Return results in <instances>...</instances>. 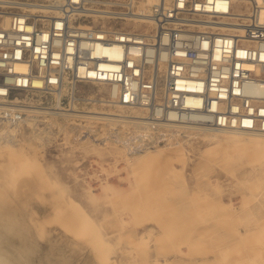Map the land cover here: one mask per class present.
<instances>
[{"label": "built area", "instance_id": "1", "mask_svg": "<svg viewBox=\"0 0 264 264\" xmlns=\"http://www.w3.org/2000/svg\"><path fill=\"white\" fill-rule=\"evenodd\" d=\"M147 2L0 0V126L22 122L36 93L105 84L146 110L148 142L182 127L264 134V23L251 0ZM152 64L166 67L159 97Z\"/></svg>", "mask_w": 264, "mask_h": 264}, {"label": "rangeland", "instance_id": "2", "mask_svg": "<svg viewBox=\"0 0 264 264\" xmlns=\"http://www.w3.org/2000/svg\"><path fill=\"white\" fill-rule=\"evenodd\" d=\"M62 89L58 93L66 90ZM71 92L70 88L67 89L59 105L56 92L36 93L27 101L31 108H48L55 112L54 115L34 118L26 113L19 124L0 126V142L11 139L10 145L17 148L23 145L29 153L36 154L34 158L41 164L43 174L51 181L58 176L64 179L71 193L69 196L77 197L92 222L94 233L82 219V214L74 210L75 221L79 223L75 222L78 225L75 227L80 232L74 228L76 239L69 246L56 240L66 231L67 220L63 217L67 225L61 229L50 226L47 230L55 232L50 235L46 230L40 237L43 238L37 239L40 245L35 249L39 251L38 263L46 258L42 264H126L128 261L130 264H264V147L248 146L242 150L211 148L203 138L196 137L190 144L183 136H173L174 132L163 130L167 141H161L160 145L167 147L165 150L145 155L136 152L138 157L130 177L137 186L136 193L125 199L112 195L102 197L100 185L108 175L110 179L112 176L113 185L129 192L128 182L122 180L120 184L118 181L119 177L127 176V171L122 170L119 175L114 168L116 160H120L117 163L120 169L125 167L116 153V146L132 133L131 119L105 115L102 117L119 120L100 122L71 115L77 110L75 105L79 106L78 112L93 108L97 112L121 116H131V112L128 108L120 110L115 102L110 103L113 100L109 99L108 90L102 85H78L76 98ZM91 93L96 94V101L84 104L83 98ZM7 129L13 130L12 133L7 135ZM188 133L193 136L198 131L190 130L184 135ZM151 141L142 142L152 147L155 142ZM88 187L100 196L96 201L90 199ZM145 192L148 194L143 196ZM147 199L161 200L163 206L132 209L134 204ZM96 233L100 236V244L91 240ZM70 234L69 237L74 238ZM99 248L103 253L96 254L95 250Z\"/></svg>", "mask_w": 264, "mask_h": 264}, {"label": "bare ground", "instance_id": "3", "mask_svg": "<svg viewBox=\"0 0 264 264\" xmlns=\"http://www.w3.org/2000/svg\"><path fill=\"white\" fill-rule=\"evenodd\" d=\"M157 1L158 0H148L147 4L153 5ZM244 5L245 4L237 3V8L239 7V9H242V7H245ZM252 6L257 8V14H256L257 19L261 23H264V0H251V2L246 4V9H247L246 12H249V10H251ZM151 66L152 67L150 69V74L154 73L158 77L159 86H158V90H157V96L159 97L161 91L163 90L162 78H163V73L166 70V67L163 64H152ZM102 86L107 88L109 95H111V96L113 95L114 92L112 89H110L105 84H102ZM63 89L64 90L66 89L63 93H58V92L55 93L57 101H58V105L60 104L63 95L65 94V92L69 88H67V86H64ZM96 91H98V90H96ZM39 93H42V92H39ZM88 96H87V98H83L85 100L84 104H89L90 102L96 101V99H95L96 94L95 93H91ZM104 97H106V96H104ZM101 99H102V97H101ZM101 102L102 101H100V104H101ZM106 102H108V101H106ZM109 102L110 103L115 102L116 103L115 106L119 107L120 110H122V111H125V109L128 108L129 111L131 112L130 113L131 116H121V115H117V114H113V113L97 112V111H95L96 108H93L94 110H87V111H83V112H78V111H80L78 109V107H79L78 105H75L77 110L75 111L74 115H71V116L76 117V118H80L81 120L87 119L88 121L89 120L90 121L91 120H100V122H101V120L110 121V122H114V121L119 120L117 118H109L110 116H114V117L116 116V117H123V118H130L131 119V120H129V122L134 127V128H132L133 129L132 133L128 135L129 138L127 140L126 139L121 140V144H119V146H116V148H117L116 153L118 156L121 157V160L124 162L125 167L123 169H120L119 166H117V163H119L120 160H116V164H115V168H114L115 172H117L119 175H121L122 170L127 171V176L124 178L119 177L118 181L120 184H121L122 180L127 181L128 182V185H127L128 188L127 189H129L128 190L129 192L125 193L123 189L119 188V186L113 185L110 181V180H112V176L110 179V178H108L109 175L107 176V179H105V181L103 183H101V185H100L102 197L107 198V197H111V195H112V196H118L121 199H125L126 197L129 198L131 195L133 196L134 192L136 193V190H137L136 189L137 186L130 179L132 172H133V169H134L135 159L138 157V155H136V152L140 153L142 155L152 153V152H157V153L162 152V150H165L167 147H161L160 143H161V141H167V139H165V138L163 139V136H167V135H161L160 134L157 138L154 139L155 144L152 147H148L147 144H143V142H142V141H145L147 137L149 138L148 132L150 131L148 128V125H147L148 122L146 121V117H145V114H146L145 111L146 110L143 108V106H139V108H138L137 106H135V107L128 106L121 101H113V102L109 101ZM97 107H99V106H97ZM23 111L25 112V114L26 113L32 114V117H34V118L40 117L41 115H51V114L54 115L55 114V112L50 111L48 108H42V107L41 108L40 107L31 108L30 107L29 109L24 108ZM59 114H61L63 116L65 115V113H59ZM93 114L95 116H93ZM105 115L109 116V117H102ZM45 118H46V116H45ZM66 120H68V119H66ZM71 121H74V119H72ZM120 121H122V120H120ZM26 122H28V121H26ZM112 127H113V125H112ZM78 130H80V129H78ZM190 130H195V132L198 131V133L193 135V136L190 133L184 135L185 133H187ZM12 131L13 130L7 129V135L12 133ZM169 131L175 133V134H173V136H183L186 139V141H188L190 144H193L192 140L195 139L196 137L203 138L204 140H206L208 142V145L211 148L212 147L213 148H222V149L234 148V149L242 150V149L247 148L248 146H258V147L262 146V147H264V134H246V133H242V132H223V131L210 130V129H206V128H202V127H195V128L182 127L180 129H174V130L170 129ZM128 132H126V133H128ZM70 133H71V131H70ZM3 140H4L3 142H0V264H42V262H44L46 260V258H45V260L41 259L40 260L41 262L38 263L39 257L37 256V253L39 251H36L35 249L40 248V245L38 244L39 242H37V239H38V237L40 238L42 236V234H44V232L50 226L54 225L55 229H59V228L61 229L64 226V224H66L68 222L67 223L68 226L64 227V229L66 228V231H64L62 234H59V236H58V238H56V240L58 242L60 241L62 243H65L69 246L70 244H73L72 241L74 239H76L74 234H76L78 231V229L76 228L78 225H75V224L76 223L79 224L78 221L77 222L75 221L74 210H76L78 213L82 214V217H83L82 219L85 221V223H87L91 226L92 222H91L89 215L84 210L85 207L83 208V206L80 203H78V201L76 199L77 197L74 198V196H72V195L69 196V194H71V193H69L67 185H65V183H64V179H62L61 177L58 176V178H56V179L54 178L52 180L53 181L52 182L50 177H48L46 174H43V168H42L41 164L36 162V160H35L36 158H34V156H36V154L32 155L31 152L29 153L28 152L29 149L27 150L23 145L18 146V148L14 147L13 145H10L9 141L11 139L10 140L3 139ZM112 140H114V139H112ZM117 141L115 143H117ZM99 142H100V140H99ZM99 142L97 141V143H99ZM104 142H103V144H104ZM107 142H108V140H107ZM31 144H33V143H31ZM48 145H49V143H48ZM35 148H36V146H35ZM25 149L27 150V153H26ZM48 149H46V150H48ZM33 151H35V150L32 149V152ZM35 152H37V151H35ZM30 155H32V157H30ZM50 155H52V154H50ZM188 155L189 154H187V156ZM64 158H66V157H64ZM200 163H201V161H200ZM173 166H174V164H173ZM86 169L87 168H85V170ZM31 170H33L34 173H32ZM227 170H229V169H227ZM93 176L94 177L96 176L97 178H99V176L96 174H94ZM224 176L225 175H223V177ZM101 181H103V180H101ZM72 182H75V181H72ZM71 185H73V184H71ZM86 190L89 193L91 200L96 201V199H98L100 197L99 195H96L92 191L91 188L88 187ZM147 194L148 193L145 192L143 194V196H146ZM260 199H261V197H260ZM79 200H80V198H79ZM82 202H83V200H82ZM84 202H85V200H84ZM261 204H262V202H261ZM105 205H106V203H105ZM162 206H163V203L161 200L159 202L158 199H156V200H148L147 199V200H143L142 202H138V203L134 204L132 206V209H135L138 207H140V208L153 207L155 209V208H160ZM126 207H128V206H126ZM90 208H92V207H90ZM63 217L67 220V221L65 220L66 223H65ZM94 219L95 220L97 219L96 215H95ZM85 223H83V224H85ZM74 228L77 229L76 232H74ZM90 229L94 233L92 226L90 227ZM53 232H55V230ZM53 232H51V233H53ZM69 232L73 233V234H70ZM78 232H80V230ZM51 233H50V235H51ZM69 234L73 235L74 238L69 237ZM53 235H55V234H53ZM80 237L82 238V236H80ZM42 238H40V240ZM91 240L93 241V243H97V244L101 243L100 242L101 241L100 236H98L97 233H96V235H94V238H92ZM42 245H43V243H42ZM94 245H96V244H94ZM53 248H55V247H53ZM100 248H99V250H95L96 254L103 253V250H101ZM91 249H92V247H91ZM50 251H52V250L50 249ZM95 256H97V255H95V253H94L93 257H95ZM59 258H60V256H59ZM95 259H96V257H95ZM126 264H130V262L128 261V263H126ZM249 264H252V263H249ZM257 264H259V263H257Z\"/></svg>", "mask_w": 264, "mask_h": 264}]
</instances>
